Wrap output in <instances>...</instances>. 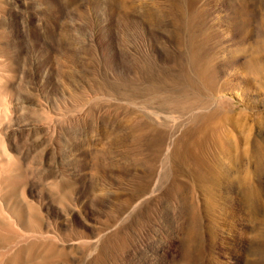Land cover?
<instances>
[{"label":"rangeland","instance_id":"1","mask_svg":"<svg viewBox=\"0 0 264 264\" xmlns=\"http://www.w3.org/2000/svg\"><path fill=\"white\" fill-rule=\"evenodd\" d=\"M194 12L214 59L197 87L183 45ZM183 96L208 100L194 115L220 112L161 111ZM201 127L203 164L173 155ZM193 214L203 259L187 257ZM261 252L264 0H0V264Z\"/></svg>","mask_w":264,"mask_h":264},{"label":"bare ground","instance_id":"2","mask_svg":"<svg viewBox=\"0 0 264 264\" xmlns=\"http://www.w3.org/2000/svg\"><path fill=\"white\" fill-rule=\"evenodd\" d=\"M194 1L195 0H191V3ZM196 13L197 12H194V15H192L191 17V21H188V24H189L188 27H190V29H193L194 32L192 33L191 37H189V40H187V42L183 44L184 46L186 45V47H184V51L189 60L187 69H185L186 70L185 79L188 81V84L193 87L198 86V82H199L198 74L211 75L214 69L213 61H212L214 59H212L210 56L211 54L210 51H212V48H210L208 45V40H207L208 36H203L196 32L197 31L196 29L200 27L197 25V22L195 21V20H198V18H200V15ZM184 96L180 99L165 100L161 104V107H160L161 111L164 113L177 111V112H180L182 116L186 114H190L194 122L200 119H203V118L211 119L212 117H214V115L220 112L216 110L211 113L194 115L197 108L208 107V100L197 102L196 100L189 99L187 96L186 98H184ZM171 108L174 110L173 111L170 110ZM206 131L207 130L205 127L197 128L196 130H194V132L188 131L189 133L193 134V139L186 138V135L181 137L177 141V146L173 151V155L188 157L194 163H197L198 165L203 164L204 155L206 153V139H205L206 133H207ZM247 195H249L250 197V195H252V192L249 191ZM198 223H199V219L196 216V214L191 215V226L189 230L187 231L188 237L186 239V244L188 248L186 252H187V255L188 254L190 255V256L189 255L187 256L188 258H193L194 252H196L197 258L203 259L205 257L204 250H203V239L204 238H203V234H202L201 228L198 225ZM260 254H262V256H260L261 258L257 260H253L251 264H264V252H261Z\"/></svg>","mask_w":264,"mask_h":264}]
</instances>
